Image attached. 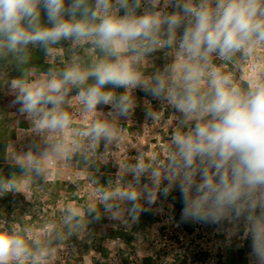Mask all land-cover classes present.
Masks as SVG:
<instances>
[{"label": "clouds", "instance_id": "9594fccd", "mask_svg": "<svg viewBox=\"0 0 264 264\" xmlns=\"http://www.w3.org/2000/svg\"><path fill=\"white\" fill-rule=\"evenodd\" d=\"M66 40L90 43L103 55L88 69L73 64L32 83L17 82L20 111L36 116L41 129H66L71 117L61 106L69 85L80 88L86 112L104 104L126 117L132 100L117 96V88H141L167 101L181 114L184 130L173 135L166 164L133 167L137 182L145 174L151 181L144 188L148 201L178 190L184 221L244 218L251 251L264 264V72L257 70L264 59L257 54L264 49V0H163V6L161 0H0V54L25 53L30 45L47 51ZM165 49L173 61L145 79L141 64ZM237 54L255 58L247 87L214 63ZM89 79L94 83L87 84ZM83 134L94 147L112 140L114 126L96 120ZM53 151L62 154L63 143ZM29 167L42 171L36 160ZM119 195L139 199L136 190ZM31 255L20 235L0 231V264Z\"/></svg>", "mask_w": 264, "mask_h": 264}, {"label": "rangeland", "instance_id": "374dc122", "mask_svg": "<svg viewBox=\"0 0 264 264\" xmlns=\"http://www.w3.org/2000/svg\"><path fill=\"white\" fill-rule=\"evenodd\" d=\"M168 11H172L171 7ZM43 18L46 23L44 15ZM38 46L30 45L28 50ZM50 46L46 59L58 66L82 67L88 58L96 62L102 57L90 43L80 45L66 40ZM157 52L160 54L147 56L139 68L145 79L152 77L148 70L156 60L167 57L165 64H168L174 59L167 49ZM257 54L264 58V49ZM19 60L18 53L0 54V65L12 75L17 74ZM214 63L232 74L241 87H247L255 58L245 60L237 54L228 61L215 59ZM257 70L264 72V59ZM47 74L32 71L26 83L38 81ZM17 82L13 80L10 88L20 94ZM113 91L117 96L127 94L132 100L126 117L104 104L86 112L78 93L65 98L61 106L71 117L66 129H41L36 116L21 112L29 128L18 130L15 140L9 144L6 164H27L23 148L27 137L34 134L42 147L40 176L48 182L65 184V188L61 197L50 200V204L48 198H43L39 210L29 189V176L12 188L6 185L12 196L9 213L0 214V231L15 232L24 240L41 243L43 255L36 264H94L101 256L91 247L92 235L104 238L103 246L109 255L103 264H259L251 251V235L244 218L221 224L194 222L189 232L174 215L181 201L178 190L167 197L158 193L154 202L148 201L144 188L152 187L151 181L145 174L137 182L133 167L138 162L157 168L166 164L173 135L184 130L182 116L167 101L153 98L141 88ZM148 112L154 113V118L147 116ZM96 120L112 124L114 134L111 141L102 139L93 147L83 133ZM58 142L65 149L59 155L53 151ZM77 144L80 146L76 147ZM125 190H136L139 199L133 202L119 195ZM134 204L139 206L138 212L149 215L146 228L140 225ZM68 222L75 224L71 225L77 231L74 241L67 231ZM110 230L113 238L108 237ZM38 254L12 259L8 264H34L33 257Z\"/></svg>", "mask_w": 264, "mask_h": 264}, {"label": "trees", "instance_id": "16d2710c", "mask_svg": "<svg viewBox=\"0 0 264 264\" xmlns=\"http://www.w3.org/2000/svg\"><path fill=\"white\" fill-rule=\"evenodd\" d=\"M42 22H45L42 15ZM52 47V46H49ZM48 47V49H49ZM47 51L38 46L35 49L26 50L25 53H18L20 60L17 62L16 75L10 74V71L0 65V214L9 213L10 199L12 192L7 191L6 185L16 184L22 181L26 175L29 176V189L33 194L34 202H36V207L41 210L43 198H48L47 203L50 204V200L57 199L61 197L64 192L65 184L59 182L52 183L46 181L40 173L35 170V167H29V160H36L40 162L41 165V143L39 138L30 134L27 139L25 146L23 148V153L26 158V165H13L6 164V151L9 144L15 140L18 130L28 129L29 122L24 114L21 113V104L17 103V97L19 96L18 91L11 89L10 85L13 80L27 82L32 71L37 73H48L49 70L56 72L57 74L66 70L67 66H58L54 62H50L46 59ZM102 54V53H101ZM100 54V55H101ZM160 52H155L154 55H158ZM103 55V54H102ZM84 65V69H88L92 64L90 58H88ZM167 63V57H162L156 60L154 67L149 69L148 72L151 76L161 70ZM81 67V69H82ZM94 83V80L89 79L87 84ZM84 85L83 87H86ZM111 87V86H107ZM80 91L79 87L69 85V92L66 99L70 96L77 94ZM11 113H16V115L11 116ZM101 172L104 170H100ZM113 171V170H111ZM98 173V172H97ZM182 202L176 206L174 215L176 221L180 223L184 228L191 232V228L194 224L193 221H184L181 219ZM13 212V211H12ZM136 216L140 220V225L144 228L148 226L149 215L143 212L135 211ZM201 223V222H200ZM71 225H75L73 222H68L67 228L71 239H77V231L71 228ZM113 231L110 230L109 238H113ZM74 241V240H73ZM76 241V240H75ZM29 249L32 253H40L44 246L41 243H34L31 240H25ZM104 238L92 235L91 236V247L101 256V259H96L94 264H103L102 261L108 258V250L103 246Z\"/></svg>", "mask_w": 264, "mask_h": 264}]
</instances>
